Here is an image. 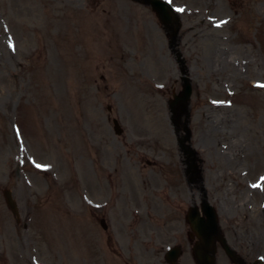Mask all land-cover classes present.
Instances as JSON below:
<instances>
[{"label":"rangeland","instance_id":"obj_1","mask_svg":"<svg viewBox=\"0 0 264 264\" xmlns=\"http://www.w3.org/2000/svg\"><path fill=\"white\" fill-rule=\"evenodd\" d=\"M171 1L207 198L228 243L264 264V0ZM168 40L129 0H0V264H168L175 244V264H197ZM216 264H232L220 247Z\"/></svg>","mask_w":264,"mask_h":264},{"label":"water","instance_id":"obj_2","mask_svg":"<svg viewBox=\"0 0 264 264\" xmlns=\"http://www.w3.org/2000/svg\"><path fill=\"white\" fill-rule=\"evenodd\" d=\"M137 1L147 3L152 6L160 22L164 25L165 29L168 31V35L171 37L170 45L173 46L178 29L180 27V23L178 22L175 14L171 11L170 6L161 0H137ZM176 55L178 57L179 62L182 65L181 70L183 73L182 76L183 84H182V90L178 94H174L173 99L169 100V107L172 112L171 120L175 125H177V119L180 116V114L182 112H187V104L191 95V84L189 78L185 75L186 71H185L184 60L181 58V53L179 51H176ZM188 121L189 119L186 118L184 122L185 135L182 138H179V144L182 147L183 152L187 154L189 161H191L190 163L191 167L196 168V164L194 161L195 151L190 147L189 144L186 143V141L189 140L191 134L190 129L187 126ZM115 125H117L116 122ZM116 131L120 132L118 128H116ZM4 197L6 204L9 206V208H11L15 212L16 205L11 197L10 191L5 190ZM202 207L207 214V220H203V218L199 217L197 213V208H193V207L189 209L187 216V220L191 228L201 238L200 243L197 244V246L199 245L198 248H194L195 258L200 264H215L214 242L215 240H219L222 247L226 251L227 255L235 259L236 258L235 251L227 245L225 238L219 232L217 217L213 207L210 206L205 199L203 200ZM179 254H180V248L178 246H175L166 253L165 258L168 262L174 263L177 257L179 256Z\"/></svg>","mask_w":264,"mask_h":264},{"label":"snow or ice","instance_id":"obj_3","mask_svg":"<svg viewBox=\"0 0 264 264\" xmlns=\"http://www.w3.org/2000/svg\"><path fill=\"white\" fill-rule=\"evenodd\" d=\"M169 2H171V0H169ZM177 11H183V9H176ZM38 167H39V165H38Z\"/></svg>","mask_w":264,"mask_h":264},{"label":"flooded vegetation","instance_id":"obj_4","mask_svg":"<svg viewBox=\"0 0 264 264\" xmlns=\"http://www.w3.org/2000/svg\"><path fill=\"white\" fill-rule=\"evenodd\" d=\"M243 264H245V263H243Z\"/></svg>","mask_w":264,"mask_h":264}]
</instances>
